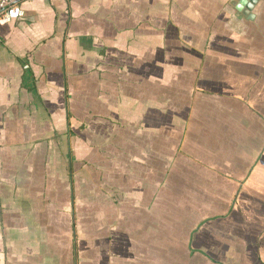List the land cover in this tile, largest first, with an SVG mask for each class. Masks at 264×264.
I'll return each instance as SVG.
<instances>
[{
  "label": "crops",
  "instance_id": "crops-1",
  "mask_svg": "<svg viewBox=\"0 0 264 264\" xmlns=\"http://www.w3.org/2000/svg\"><path fill=\"white\" fill-rule=\"evenodd\" d=\"M19 6L0 264H264V0Z\"/></svg>",
  "mask_w": 264,
  "mask_h": 264
},
{
  "label": "built area",
  "instance_id": "built-area-1",
  "mask_svg": "<svg viewBox=\"0 0 264 264\" xmlns=\"http://www.w3.org/2000/svg\"><path fill=\"white\" fill-rule=\"evenodd\" d=\"M21 0H0V24H5L12 19L23 16L19 3Z\"/></svg>",
  "mask_w": 264,
  "mask_h": 264
},
{
  "label": "water",
  "instance_id": "water-1",
  "mask_svg": "<svg viewBox=\"0 0 264 264\" xmlns=\"http://www.w3.org/2000/svg\"><path fill=\"white\" fill-rule=\"evenodd\" d=\"M254 2H256V0H231L232 5L240 10L244 16L251 19L254 18V14L251 12Z\"/></svg>",
  "mask_w": 264,
  "mask_h": 264
}]
</instances>
